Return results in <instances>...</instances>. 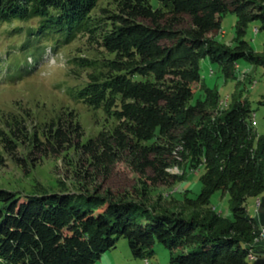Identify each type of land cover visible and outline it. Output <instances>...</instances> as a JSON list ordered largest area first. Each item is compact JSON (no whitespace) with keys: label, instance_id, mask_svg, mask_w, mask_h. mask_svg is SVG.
<instances>
[{"label":"trees","instance_id":"1","mask_svg":"<svg viewBox=\"0 0 264 264\" xmlns=\"http://www.w3.org/2000/svg\"><path fill=\"white\" fill-rule=\"evenodd\" d=\"M109 1L113 8H102L106 13L98 23L91 19L98 0H0V21L40 16L39 30H64L69 42L83 29L113 54L73 60L89 68L78 98L115 120L82 141V126L71 110L32 130L23 115L8 113L0 124V144L22 163L73 146L93 162L126 154L140 173L150 168L155 181L176 176L168 170L173 164L202 165L201 190L187 201L197 208L186 217L93 195L21 199L0 187V264H89L119 236L143 258L161 242L170 264H249L251 250L257 256L253 264H264V132L256 131L254 110L239 95L219 109L220 94L209 86L189 102L193 83L201 81V58L217 62L227 74L239 58L264 67V52L247 50L242 38L252 20L264 29V0ZM227 11L237 15L235 35L242 47L231 49L210 37ZM258 101L264 104V94ZM27 142L25 154H17L19 143ZM216 190L229 193L230 214L204 209ZM249 198L259 200V218L249 212Z\"/></svg>","mask_w":264,"mask_h":264},{"label":"rangeland","instance_id":"2","mask_svg":"<svg viewBox=\"0 0 264 264\" xmlns=\"http://www.w3.org/2000/svg\"><path fill=\"white\" fill-rule=\"evenodd\" d=\"M102 8H113V4L109 0H98L91 12L94 22L104 20L106 12ZM39 20L40 16L0 21V124L8 113L21 114L26 118L28 129L32 130L50 117L71 110L82 126V141L114 125V118L107 117L102 108H94L76 95L88 79L89 68L73 60L75 57L101 58L113 54L102 51L93 38L88 39V33L83 29L66 42V31L39 30ZM236 20L234 12L223 13L219 31L210 37L216 43L234 49L240 38L235 35ZM242 38L247 43V50L258 54L264 52V29L260 28L259 20L248 23ZM228 71L229 74L217 62L201 58V81L193 83L194 95L189 102L203 97L206 86L219 92V109L230 105L235 96L247 98L255 113L256 131L263 133L264 104L258 100L264 94V67L239 58L232 61ZM28 147L29 142L19 143L17 154H23ZM0 153L3 159L0 162V187L14 191L21 199L35 194H65L84 200L93 195L100 200L132 203L151 213L175 211L187 217L197 208L187 201L194 199L202 187V165L173 164L168 170L176 176L155 181L151 178L150 168L140 173L126 154L109 163L93 162L79 146H73L57 154L43 155L34 163L28 158L22 163L7 154L1 144ZM252 199H249L248 207L254 213L256 204ZM205 208L230 214L229 193L214 191ZM169 258V249L157 240L150 255L134 256L127 238L119 236L114 246L89 264H170ZM249 264H253V260Z\"/></svg>","mask_w":264,"mask_h":264},{"label":"bare ground","instance_id":"3","mask_svg":"<svg viewBox=\"0 0 264 264\" xmlns=\"http://www.w3.org/2000/svg\"><path fill=\"white\" fill-rule=\"evenodd\" d=\"M260 239L264 241V227H263L262 230H261V233H260ZM256 257H257V256L255 255L254 251L251 250V251H250V254H249V258H250V260H254V259H256Z\"/></svg>","mask_w":264,"mask_h":264},{"label":"crops","instance_id":"4","mask_svg":"<svg viewBox=\"0 0 264 264\" xmlns=\"http://www.w3.org/2000/svg\"><path fill=\"white\" fill-rule=\"evenodd\" d=\"M249 199H251V198H249ZM249 199H248V201H249ZM255 199V200H254ZM254 199H252V201L254 200V203L256 204V206H255V211H254V213H251L250 211V213L252 214V215H256L257 216V218H259L258 217V211H257V205H258V199L257 198H254ZM247 206H248V203H247ZM248 210H249V207H248ZM262 222H263V226H264V218L261 220V222H260V224H262Z\"/></svg>","mask_w":264,"mask_h":264}]
</instances>
